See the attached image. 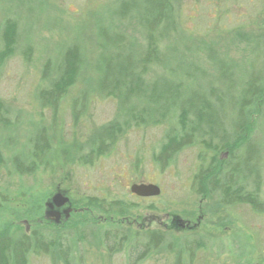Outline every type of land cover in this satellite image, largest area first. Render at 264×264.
I'll return each mask as SVG.
<instances>
[{"label": "rangeland", "instance_id": "1", "mask_svg": "<svg viewBox=\"0 0 264 264\" xmlns=\"http://www.w3.org/2000/svg\"><path fill=\"white\" fill-rule=\"evenodd\" d=\"M124 1L0 0V50L4 23L9 20L17 26L14 53L0 68V101L11 125L0 132L4 161L0 223L8 224L13 240L32 233L53 238L55 243L59 239L63 250L30 256L28 264H64L63 253L68 255L67 264H132L143 251L145 233L152 230L163 234L161 246L138 264H176L178 260L180 264H264V215L244 204L222 205L218 193L198 195L192 183L199 156L205 155L206 161L213 157L204 144L209 141L212 147L221 137L227 138L251 72L264 73V0H171L175 28L161 44L162 63L150 67L144 81L148 91L155 84L161 92L176 90L178 100L160 124L154 121L158 125L149 122L140 127H135L134 117L150 108L148 99L134 100L132 110L137 114L132 116L96 91L100 28L126 34L129 50L135 55L144 48L138 11L124 18L118 14ZM74 45L84 56L83 69L52 125L50 115L40 108L38 92L56 79L64 51ZM26 52L31 59L28 63ZM47 61L52 70L42 80ZM85 91L86 108L74 121L71 103ZM194 96L207 101V108H201L206 116L195 141L160 169L152 156L175 128L180 105ZM150 105L156 110L157 105ZM258 110L245 189H260L264 199V102ZM211 115L212 124L208 122ZM125 121L130 122L129 127L108 156L92 166L65 161L90 151L103 126ZM42 130L51 145L49 164L34 175L19 176L11 158L16 152L25 153ZM227 141H231L229 137ZM247 152L242 146L232 154L217 152L216 157L234 167L245 162ZM141 183L157 186L159 196L130 194V185ZM57 191L67 193L66 209L72 205L76 212L68 221L55 223L44 216L45 203ZM33 197L40 201V216L20 219ZM127 208L126 215H118ZM189 245L199 248L191 261Z\"/></svg>", "mask_w": 264, "mask_h": 264}, {"label": "trees", "instance_id": "2", "mask_svg": "<svg viewBox=\"0 0 264 264\" xmlns=\"http://www.w3.org/2000/svg\"><path fill=\"white\" fill-rule=\"evenodd\" d=\"M134 10L139 13L138 26L145 42L144 48L138 55H135L129 50L126 34L110 32L104 27L100 28L98 37L101 41V55L96 62L99 74L96 91L99 96L115 101L121 112L132 116L137 114L136 110H132L134 100L148 99L147 103L150 108H144L139 117H134L135 127H140L142 124L154 121L160 124L174 107L172 104L178 100L176 90L172 91L167 88L161 92L158 91L155 84L151 91H148L144 81L150 67L159 65L163 61L161 44L167 33L175 28L176 14L171 0H127L121 4L118 14L124 18ZM16 35L17 26L9 20L6 21L1 35L0 68L14 53ZM30 60L26 52V63ZM83 65L84 56L79 46L74 45L67 48L62 56L58 76L49 87L38 92L40 108L50 115L52 125L55 124L62 102L77 84ZM225 69L226 66L221 68L223 72ZM51 70L52 63L47 61L42 69V80L49 78ZM87 94L86 91L83 92L82 96L75 98L71 103V115L74 121L79 120L86 108ZM205 100L194 96L189 102L185 101L180 105L175 128L166 135L165 141L160 145L157 153L152 156L154 164L160 169H165L177 154L194 143L200 122L206 116L204 110H201L202 107H206L207 101ZM263 102L264 73L253 69L246 87L240 95L236 118L232 119L230 129L226 132L227 138L221 137L218 144L212 147L209 141L204 144V150L211 152L213 157L208 161H206L205 155H200L198 158L199 164L192 177V183L197 186L196 194L208 196L218 193L222 205L244 204L254 213L264 215V199L260 197V189L253 191L245 189V182H247L245 175L251 156L249 153L250 139L255 117H258L259 113L258 107L262 106ZM151 103L157 105L156 110H153L154 107L150 105ZM7 115L8 111L4 103L0 101V132L11 126ZM130 119L134 120L133 117ZM213 120L214 116L211 115L208 122L212 124ZM155 122L152 124L158 125ZM129 123L128 121L113 122L103 126L95 136L90 151L83 155L78 154L79 156L77 155L78 157L76 156L74 161H65L71 164L92 166L101 157L109 155L113 146L129 127ZM213 129L214 127L211 125L209 131L212 133ZM228 137L231 141H227ZM242 146H246L248 151L247 159L242 164L237 163L231 167L226 161H220L216 157L217 152L226 150L228 154H232ZM51 152L49 138L42 130L25 153L16 152V155L11 158V165L19 176L34 175L41 168L47 167ZM3 165V155L0 151V169ZM241 172L244 173V176L241 175ZM26 209L29 210L20 219L34 220L39 217L41 210L39 199L33 197ZM128 210V208L120 210L118 215L124 216ZM0 211H2L1 207ZM10 232L8 224L0 223V264H28L30 256L48 255L53 249L63 250V247H60L62 244L59 243V239L55 243L53 238L37 236L32 233L13 240ZM145 238L146 242L141 245L143 251L133 260L132 264H138L151 253H156L163 241V234L158 230L147 231ZM189 247L188 256L191 261L194 251L199 248L192 245ZM108 251L112 253L110 247H108ZM67 257L68 255L66 256L65 253L61 255L64 264L68 262ZM176 264H180V261L178 260Z\"/></svg>", "mask_w": 264, "mask_h": 264}, {"label": "water", "instance_id": "3", "mask_svg": "<svg viewBox=\"0 0 264 264\" xmlns=\"http://www.w3.org/2000/svg\"><path fill=\"white\" fill-rule=\"evenodd\" d=\"M129 192L130 194L139 197V198H152V197H157L160 194V189L152 184H132L129 187ZM68 199L67 197L64 195V193L57 191L51 198L50 200L45 204V207L47 208H51L50 210H52L54 207H63L65 206V204H67ZM66 214L69 212V209L65 210ZM48 212V210H47ZM49 213V212H48ZM58 214V213H57ZM50 215L51 218H53L52 220L55 222L57 221L56 219H58V215H55L54 213L52 214H48ZM47 215L48 219L49 216ZM178 223H180V221H178Z\"/></svg>", "mask_w": 264, "mask_h": 264}, {"label": "flooded vegetation", "instance_id": "4", "mask_svg": "<svg viewBox=\"0 0 264 264\" xmlns=\"http://www.w3.org/2000/svg\"><path fill=\"white\" fill-rule=\"evenodd\" d=\"M60 192V191H59ZM64 195L66 196V197H68L67 196V193H64ZM53 196V195H52ZM50 200V199H49ZM47 202H48V200H47ZM46 202V203H47ZM45 203V204H46ZM66 207L67 206H63V207H54L52 210H50L51 208H47V210H48V212L46 211L45 212V216H44V218L45 219H48V217H47V215L48 214H52V213H54L55 215H58V219H56L57 221H55V223H57V222H60V221H68V219H70V217H71V215L74 213V212H76V210H74V208L72 207V205H70V209H69V212L66 214L65 212V210H66ZM58 213V214H57ZM44 215V214H43ZM49 216V219H53V218H51L50 217V215H48ZM39 221V220H38ZM190 226V225H189ZM184 228H186V229H188V226L185 224L184 225Z\"/></svg>", "mask_w": 264, "mask_h": 264}, {"label": "bare ground", "instance_id": "5", "mask_svg": "<svg viewBox=\"0 0 264 264\" xmlns=\"http://www.w3.org/2000/svg\"><path fill=\"white\" fill-rule=\"evenodd\" d=\"M68 199V198H67ZM69 203V199H68V202H67V204ZM66 205V204H65ZM70 209V208H69Z\"/></svg>", "mask_w": 264, "mask_h": 264}]
</instances>
